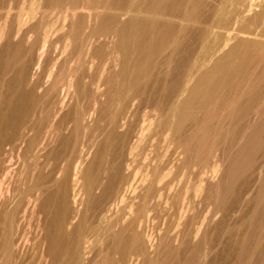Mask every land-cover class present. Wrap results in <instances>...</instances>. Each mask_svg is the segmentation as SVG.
<instances>
[{"label": "bare ground", "instance_id": "obj_1", "mask_svg": "<svg viewBox=\"0 0 264 264\" xmlns=\"http://www.w3.org/2000/svg\"><path fill=\"white\" fill-rule=\"evenodd\" d=\"M198 1L0 0V264H160L163 250L181 264H211L220 252L213 247L218 251L227 234L235 239L239 264H247L244 255H257L264 264V149L243 187V206L227 209L218 202L224 175L217 178L214 198L209 184L204 186L208 177H217L221 164V157L211 154L209 132L218 128L216 135L224 136L228 131H220L233 112L237 115L228 123L239 130L233 161L243 163L253 145L264 144V105H255L260 99L256 70L264 62V16L242 7L229 24L216 8L213 18L204 20ZM176 20L203 26L193 28L189 39L188 28ZM223 33L220 45L211 39ZM113 49L119 59L112 60ZM96 131L102 136L94 143L88 133ZM48 135L64 146L65 162L51 180L56 191H47L37 204L47 172L38 164L32 183L26 177L17 180L16 159L23 148L35 163ZM232 164L226 173L233 171ZM98 178L106 186L100 182L93 192ZM193 180V196L206 205L200 218L191 211ZM116 185L108 206L101 207L95 234L103 249L94 261L95 234L88 228V234L82 233L81 210L93 211ZM114 207L123 213L115 216ZM229 210L238 222L223 227ZM35 213L42 215H36L37 221ZM209 213L216 220L213 227ZM151 214L173 218L172 226L158 227L157 238L144 232ZM32 215L30 257L32 234L24 226ZM210 230L218 240L212 249ZM210 251L214 255L207 258Z\"/></svg>", "mask_w": 264, "mask_h": 264}, {"label": "rangeland", "instance_id": "obj_2", "mask_svg": "<svg viewBox=\"0 0 264 264\" xmlns=\"http://www.w3.org/2000/svg\"><path fill=\"white\" fill-rule=\"evenodd\" d=\"M251 1L252 0H199L198 1V3H199V10L197 11L198 12V15L200 16V18H204V20H211L212 18H213V16H214V11L213 10H215L216 8H221L222 10H223V13L227 16V19H228V23L230 24L231 22H233V21H235L237 18H238V13H239V11L242 9V7H244V8H246L247 6H249V7H251V8H253L254 10V12H260V14L262 15V16H264V0H253L252 1V3H251ZM216 2V3H215ZM231 5V6H230ZM258 6V7H257ZM257 8V9H256ZM210 13V14H209ZM201 14V15H200ZM210 15V16H209ZM252 15V13H250L249 15H247V16H245V17H249V16H251ZM204 16H206V17H204ZM209 18H208V17ZM242 15H240V17H241ZM201 20V19H200ZM201 21H203V19L201 20ZM176 24H177V26H179V27H181V26H186V28H188V31L186 32V34H185V36L187 37V38H189L190 37V35L189 34H191V31H192V29L194 28V30L196 31V30H199L202 26H203V23L201 24V22H200V25H199V22H187V21H184V20H176V22H175ZM197 26H198V28H197ZM197 28V29H196ZM252 29H253V27H252ZM193 30V31H194ZM193 35L191 34V37H192ZM240 37H244V35L242 36V35H239ZM250 38H253V37H250ZM189 39H191V38H189ZM211 39L212 40H214V41H217V43H219V45L223 42V40L225 39V36H224V33L222 34V36H219V37H214V36H212L211 37ZM255 39H257V38H255ZM188 41V40H187ZM190 41V40H189ZM215 45V44H214ZM119 55V53L115 50V49H113V52H112V54H111V58H112V60H115L114 58H116V57H118V55ZM116 59H119V57L118 58H116ZM117 61V60H116ZM115 62H113V64H114ZM116 66L115 67H113V69H114V72H116L117 70H118V67L116 68ZM258 71V72H257ZM256 74H257V78L259 79L260 78V81H256V83L257 84H259V89H260V91H259V102H258V104H255V105H259V104H261L260 106H262V105H264L262 102H263V100H264V62H261L260 63V65H259V67L257 68V70H256ZM257 79V80H258ZM4 87L1 89L2 90V92H4ZM262 90H263V92H262ZM249 97V96H248ZM247 101H246V99L245 100H243L242 101V103L244 104V103H246ZM241 103V104H242ZM247 108H249L250 109V106L248 107L247 106ZM237 109H238V106H237ZM246 109V108H245ZM238 113V112H237ZM237 115V114H236ZM236 115H234V112H233V116L232 117H230L229 119L227 118L226 120L227 121H225L224 122V124H225V126L223 127V129L220 131V132H224V134H225V132L226 131H228L224 136H219V135H216L217 133H218V128L217 129H213V130H211L210 132H209V135H208V144H209V146L210 145H213V148H212V146H210L211 148H212V150H211V154H213V153H215V154H217V157L218 158H220L221 157V159H219L220 160V168L218 167V169H219V171L221 170V172H219L218 171V173L216 174L217 175V177L215 176L214 178L216 179V180H212V178L213 177H208L210 180H208V178L205 180V185L204 186H207L206 185V183L207 184H209L207 187H208V189L210 190V192L212 193H210L211 195V198H214V196H216V193H217V189L215 188V186L217 185V181H218V179H219V177H221V176H223L225 179H224V181H223V183H226V184H224V188H223V185H222V190L220 189V191H218L220 194L218 195V202H221L223 205H222V208H226L227 207V209H229L231 206L233 207V204H235L234 206H243L244 204V200H243V194H245V190H243L244 188V186L246 185V183L248 182V183H250V176H251V174H252V171L251 170H255V168H254V166H257V163L258 164H260L261 163V161H262V154H263V147H264V144L260 147L259 145H253L252 146V149L254 150V152L252 153V154H250V153H247L246 155H245V157H244V162L243 163H238L237 164V162H238V160H236V161H233V155L235 154V152L238 150V147H239V143H238V139H236L237 138V134H238V128H237V126H235V124L234 123H228V122H230V120H234L235 119V117H236ZM216 119H214L213 121H212V123L213 124H216ZM219 123V122H218ZM97 133H93L94 134V136H92L91 135V133H88L90 136L88 137L91 141H93L94 143H96L97 141H99V139H101V136L102 135H100V136H98L99 135V132L98 131H96ZM235 132H236V134H235ZM48 136H50V135H48ZM96 136V137H95ZM228 136H229V138H228ZM98 137V138H97ZM49 138V137H48ZM48 138H47V145L45 144V147L46 148H42L41 149V151H39V152H37L36 154H35V157H39V161L38 160H36L35 161V163L33 162V160L31 159L32 157H25V154H24V150H22L23 148H19L20 150H18V157H17V159H16V161H18V163H17V168H16V170H17V180L19 179V177L20 178H23V177H26L28 180H29V178H30V183H32L34 180H35V178H36V176H37V166H38V164L40 165V167L42 166L43 168V171H44V173H46L45 175H47V177L44 179V181L46 180V182H45V184H46V187H45V189H44V192H42L41 194H40V196L38 197V202H36L37 204H39V201L42 199V201H44L45 200V196H46V193H48L47 191H52L51 193H53L54 191H56V188H57V186H56V184H54V183H51V180L52 179H55V175H54V171L60 166V164H61V162H65V152H66V150H65V148H64V146L61 144V143H57V142H59V141H57L56 139H55V137H54V140L53 139H51V138H53V137H51L50 136V138H49V140H48ZM88 138H86L87 140H85V141H87L86 143H88ZM51 140V141H50ZM235 140H236V142H235ZM50 143H49V142ZM90 141V142H91ZM220 141V142H219ZM52 143H54V144H52ZM218 143V144H217ZM57 144V145H56ZM224 144V145H223ZM51 145V146H50ZM61 145L63 146V148H61ZM79 143H78V140H77V150H78V148H79ZM54 146V147H53ZM53 147V148H52ZM49 148V149H48ZM223 148H224V152L222 151L223 150ZM46 149L48 150V151H46ZM52 149V150H51ZM220 150V151H219ZM23 151V152H22ZM45 151H46V153H45ZM214 151V152H213ZM22 152V153H21ZM63 152V153H62ZM220 152V154L218 155V153ZM44 153V154H43ZM50 153V154H49ZM222 153H223V155H222ZM52 154H53V156H52ZM210 154V155H211ZM21 155V156H20ZM23 155H24V157H23ZM43 155V156H42ZM257 155H259L258 156V158H256L257 157ZM42 156V157H41ZM59 156V157H58ZM44 157V158H43ZM229 159H228V158ZM19 158V159H18ZM41 158H43L44 160L42 161V159ZM52 158H54V159H52ZM57 158V159H56ZM211 158L212 157H209V162L210 163H212L211 161L213 160V158H212V160H211ZM31 159V160H30ZM60 159H61V161H60ZM64 159V160H63ZM30 160V161H29ZM53 160V161H52ZM230 160V161H229ZM261 160V161H260ZM20 161H22V162H20ZM41 161V162H40ZM52 161V162H51ZM106 161H107V159H105V162H104V164L102 165V167L103 168H101L102 170L103 169H105L107 166H106ZM39 162V163H38ZM48 162V163H47ZM58 162V163H57ZM232 162H234L235 163V165H233L232 164ZM250 162H252V163H254L253 164V166L252 167H249L250 165H248ZM23 163V164H22ZM32 163V164H31ZM52 163V165H50ZM56 163H57V165H56ZM32 166H31V165ZM65 164V163H64ZM87 164V163H86ZM86 164L82 167V171L85 169V166H86ZM230 164H232L234 167H233V171L232 172H230V173H226L225 171H226V169H227V167H228V165H230ZM47 165V166H46ZM226 165V166H225ZM21 166H22V170H24V171H22L21 170ZM46 168H45V167ZM55 166H57V167H55ZM23 167H24V169H23ZM34 167H35V169H34ZM53 167L55 168L54 170H52L51 172H50V170L51 169H53ZM31 168H32V170H31ZM51 168V169H50ZM222 168V169H221ZM44 169H46V170H44ZM18 170H20V171H18ZM47 170H49V171H47ZM22 171V172H21ZM225 172V174H224V172ZM36 172V173H35ZM20 173H22V174H20ZM53 173V174H52ZM30 174H31V176H30ZM35 174V175H34ZM50 174H52V175H54V176H52V175H50ZM243 174V175H242ZM22 175V176H21ZM19 176V177H18ZM35 177V178H34ZM51 177V178H50ZM54 177V178H53ZM34 178V179H33ZM213 178V179H214ZM218 178V179H217ZM47 181H49V182H47ZM104 181V182H103ZM103 181L101 180V179H97L96 181H94L93 183V187H92V191L93 192H95L94 191V187H96V185L98 186L99 185V183H100V187L102 188V187H104V186H106V181L103 179ZM208 181V182H207ZM213 181V182H212ZM97 182H98V184H97ZM244 182V183H243ZM48 183V184H47ZM247 183V184H248ZM44 184V183H43ZM103 184H105L104 186H103ZM196 184V180H193V186L191 187V192H190V194L192 195V199H193V201H192V213L193 214H196V215H198L199 216V218L200 217H202V214L204 215L205 213H206V205H204L203 203H199L200 202V198L198 199V197L197 196H193V188H194V185ZM210 184L212 185L211 187H210ZM52 185V186H51ZM114 187H116V188H112L110 191H109V193L107 194L108 195V197L106 196V197H103V199L105 200H99L98 202H100V203H98L97 202V205L96 206H98L99 204V208L101 209V210H98L97 211V208L98 207H93L92 208V210L93 211H91V208H89V209H87L88 211H86V208H83V211L81 210V215L83 214V217H84V222L82 223V227H84V225L86 226L84 229H83V231H82V233L84 234V235H86V234H88V230H86L87 228L90 230L89 232L91 233L92 232V235H94L96 232H95V230H97L98 229V227H100L101 226V220H100V217H101V212H103L104 210L103 209H105L107 206H108V204H109V202L111 201L110 199H112V197L114 196V194H115V192H116V190H117V185L116 186H114ZM94 188V189H93ZM211 188V189H210ZM52 189V190H51ZM54 189V190H53ZM212 190H213V192H212ZM224 190V191H223ZM234 190V191H233ZM241 190L243 191V192H241ZM204 192V191H203ZM202 192V193H203ZM50 193H48L47 195H49ZM241 194V195H240ZM98 196V194H95V196ZM226 197H228V198H226ZM46 198H47V196H46ZM196 200H195V199ZM242 198V199H241ZM240 199V202L238 201ZM108 200H110L109 202H108ZM198 200V201H197ZM42 201H40V202H42ZM104 203H102V202ZM196 201V202H195ZM244 201V202H243ZM198 203V204H195V203ZM237 202H239L240 204H238ZM195 204V206H193ZM107 205V206H106ZM198 205H200V207L198 206ZM204 205V206H203ZM105 206V207H104ZM229 206V207H228ZM48 207H49V210L50 211H52L53 210V200H51L49 203H48ZM103 209H102V208ZM195 207V208H194ZM201 207H203L202 209H201ZM231 207V208H232ZM98 208V209H99ZM115 208V209H114ZM113 208V211H115V213H116V215L115 216H117V215H120V214H122L123 212L122 211H120L121 210V208L119 207V209L117 208L116 209V207H114ZM201 209L200 211H199V209ZM197 209H198V212H197ZM96 210V211H95ZM160 210H162V209H160ZM193 210H196V211H193ZM89 211H90V214L92 215L91 217H88L89 215H88V213H89ZM119 213H117V212ZM203 211H205L204 213H203ZM92 212H93V214H92ZM95 212V213H94ZM98 214H97V213ZM195 212V213H194ZM198 214H197V213ZM229 215L230 216H227V218H228V220H229V222H225V224L223 225V227L225 226H227L226 225V223H230V222H232V224H233V221H235V223H236V221L238 222V220H237V217L236 216H233L232 217V214H231V212H230V210H229ZM246 213V212H245ZM94 214H95V217H96V214L98 215L97 217H96V220L97 221H95V217H93L94 216ZM113 214H114V212H113ZM244 214V213H243ZM34 216H35V218L37 217V216H39L40 218L42 217V215H37L36 213L35 214H33ZM32 215V217L30 216V219H29V221L30 222H28V220L25 222V228H26V231L28 230L29 231V233L30 234H32L31 236H29L30 238H29V240H31V239H33V231H34V226H35V223H36V221H37V218L34 220V216ZM37 215V216H36ZM44 215V214H43ZM85 215H87V216H85ZM153 215V216H152ZM159 215V214H158ZM157 214H151L150 215V218H148L147 220H146V222H145V224H144V232L145 233H152V235H156V237L155 238H157L160 234L157 232V230H159V226L161 225V230H163V228L164 227H166L167 225H169V226H172L173 225V218L171 219L170 217H168V218H165V221L162 219V217L160 218V216H158ZM99 217V218H98ZM152 217V218H151ZM155 217H156V220H155ZM209 217H210V221H211V219L213 220V216H212V214H210L209 213ZM213 217V218H212ZM238 217H240V215L238 216ZM88 218V219H87ZM92 218H94V220L92 219ZM129 218V217H128ZM127 218V221L129 220ZM198 217H197V219H199ZM232 218H233V220H232ZM236 218V219H235ZM43 219H44V216H43V218L42 219H39V221H42L43 222ZM155 221H154V220ZM95 221V223L93 222V221ZM99 220V221H98ZM163 220V221H162ZM87 221V222H86ZM152 221H153V223H152ZM168 221H170V222H168ZM216 220H213L212 221V223L211 222H209V223H211L210 224V226L211 227H213L214 226V222H215ZM30 223V224H28V223ZM31 222H34V223H31ZM41 222V223H42ZM148 222V223H147ZM26 223L28 224V225H30V226H28V225H26ZM86 223V224H85ZM90 223H92V224H90ZM93 223H94V225H93ZM146 223H147V225H146ZM150 223H152L151 225H150ZM84 224V225H83ZM163 224H164V226H163ZM90 225V227H88ZM213 225V226H212ZM230 225V224H229ZM28 226V227H27ZM163 226V227H162ZM29 227H32V228H29ZM147 227V228H146ZM159 227V228H158ZM28 228V229H27ZM150 228V229H149ZM31 229V230H30ZM145 229H147V230H145ZM223 229V231H224V229L225 228H222ZM221 229V230H222ZM33 230V231H32ZM86 230V231H85ZM91 230H93V231H91ZM150 230V231H149ZM152 230V231H151ZM85 231V232H84ZM211 232H213L212 230H210ZM209 231V232H210ZM243 231V230H242ZM241 231V232H242ZM32 232V233H31ZM158 233V235H157V233ZM222 232V231H221ZM241 232H239L240 234H241ZM26 233H28V232H26ZM89 233V235H91ZM243 234V233H242ZM241 234V235H242ZM29 235V234H28ZM209 235H210V237L212 238V240L213 241H211L212 243H214L215 241L217 242L218 240L216 239H213V237L215 236L216 237V233H209ZM209 235H207V240H211V238L209 237ZM212 235V236H211ZM228 235V234H227ZM227 235H225L224 236V234H223V236L224 237H221L222 239V241L224 240V242L223 243H221V240H220V245H217L216 246V244H218V243H214V244H212L210 241V246L208 245V241H207V246H209L211 249H212V245H215L216 247H218V246H221V247H219L218 248V251H217V248H215V247H213L214 249H212L213 251H214V253H216V252H219L217 255H214V253L213 252H211V253H209V256L207 257V258H211V256H213L214 255V259H212V262H211V264H214L215 262L217 263V264H239L238 262H239V256H237L236 254H238V252H237V250H238V248H237V246L235 245V242H234V245H233V241L232 240H234L235 241V239H234V237L233 236H230L229 237V235H228V237H227ZM32 237V238H31ZM91 237V236H90ZM160 237V236H159ZM210 238V239H209ZM227 239V242L225 241V239ZM94 239H95V241H94ZM98 239V238H97ZM97 239H96V234L94 235V236H92L91 237V240H93V242H92V246H93V249H92V252H94V250H96L95 251V253H92L91 252V256H90V258H94L93 260L94 261H97L99 258H100V256L101 255H99L100 254V252H101V250L103 249L102 247H103V244H102V242H99L98 243V241H97ZM231 240L230 242H232V243H228V241L229 240ZM30 242V245L28 244V246H31V247H29V249L27 250V255H29L30 253H32V254H30L29 256L30 257H33L32 255H33V252H31V251H33L32 250V248L34 247V245L32 244L31 245V243H33V241L31 240V241H29ZM222 244H223V246H222ZM225 246V247H224ZM102 248V249H101ZM132 245H129V248H128V250H129V254H131L130 253V251H132ZM221 248V249H220ZM223 248V249H222ZM34 249V248H33ZM220 249V250H219ZM221 250H222V252H223V250H224V253L222 254V252H221ZM216 251V252H215ZM161 254L159 255L161 258H160V260H162V263H160V264H181V263H178V261H176V260H173V259H169V258H167L166 257V255H164L166 252L163 250L162 252H160ZM222 254V255H219V254ZM163 255H164V258H165V261H164V258H162L163 257ZM29 256H28V258H29ZM94 256V257H93ZM221 256H222V259H221ZM151 257L152 258H155L154 256H153V253H151ZM217 257H219L218 259L219 260H217ZM30 259V258H29ZM244 259H246L247 260V264H263V262L262 261H260V259L258 258V256L257 255H244ZM171 260V261H170ZM214 260H215V262H214ZM217 260V261H216ZM93 261V262H94ZM175 261V262H174ZM207 262H209V259H207L206 260ZM210 261H211V259H210ZM169 262V263H168ZM215 263V264H216ZM139 264H141V263H139ZM205 264H206V262H205Z\"/></svg>", "mask_w": 264, "mask_h": 264}]
</instances>
